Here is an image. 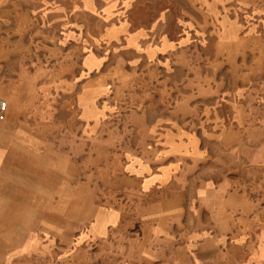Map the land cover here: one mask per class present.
Instances as JSON below:
<instances>
[{
    "label": "crops",
    "instance_id": "0c3cea01",
    "mask_svg": "<svg viewBox=\"0 0 264 264\" xmlns=\"http://www.w3.org/2000/svg\"><path fill=\"white\" fill-rule=\"evenodd\" d=\"M214 2L0 0V99L7 102L0 124L11 129L12 138L19 134L28 140L17 144L33 161L28 183H93L85 211L89 226L82 235L96 239L108 235L124 218V199L145 209L149 196L159 194L152 200L159 210L184 211L185 190L174 183H182L185 172L180 175L179 168L165 159L176 157L180 163L189 154L193 164L210 165V143L229 150L228 140H235L232 149L239 139L235 150L244 161L240 119L228 110L239 105L219 98L209 71H195L203 79L188 85L195 96L188 103L192 115L199 119V109L203 112L199 129L187 130L179 121L165 128L169 119L163 112L164 80L157 78L174 73L182 60L205 59L196 47L205 48L211 29L226 28L229 18V2ZM9 28L11 38L4 40V29ZM200 68L205 67L196 65ZM138 75L155 79L146 86L140 82L150 98L140 96L135 109L122 116L109 93L120 89L118 77ZM132 121L138 123V150L126 142ZM8 152L0 146V171L20 172L6 163ZM257 154L252 164L257 163ZM227 172L224 168L221 176L209 173L203 183L219 188L238 183ZM223 215L242 213L226 210ZM261 249L247 264H264ZM229 264L245 262L237 259Z\"/></svg>",
    "mask_w": 264,
    "mask_h": 264
},
{
    "label": "rangeland",
    "instance_id": "374dc122",
    "mask_svg": "<svg viewBox=\"0 0 264 264\" xmlns=\"http://www.w3.org/2000/svg\"><path fill=\"white\" fill-rule=\"evenodd\" d=\"M214 1L216 5L222 2ZM227 1V27L211 29L210 42L205 48L196 47L205 59L182 60L174 73L157 79L164 80L163 112L169 119L165 128L177 126L179 121L187 130L199 129L203 112L199 109V119L192 115L188 103L195 96L188 85L203 79L195 71H209L213 87L218 85L219 98L239 105L228 110L240 119L244 161L235 150L239 139L232 149L235 140H228L229 150L210 143V165L193 164L189 154L180 163L176 157L165 159L179 168L180 175L185 172L182 183H174L185 190V210H159L152 203L159 194L149 196L145 209L124 199L123 220L102 239L89 238L81 230L89 226L85 225V211L93 183H28L33 161L17 146L28 140L20 139L19 134L12 138L11 129L0 124V146L9 151L6 163L20 171H0V264H227L226 260L229 264L237 259L247 264L264 248V0ZM234 22H238L236 27ZM11 35L10 28L4 29V40ZM196 65L205 68L196 69ZM141 81L145 86L155 83L145 75L118 77L120 89L109 93V99L118 103L120 115H129L140 96L150 98L145 86L141 89ZM136 125L132 121L126 142L138 150ZM256 153L257 163L252 164ZM57 163L65 165L66 161ZM224 168L238 183H228L227 188L203 183L209 173L221 176ZM226 210L242 216L226 217Z\"/></svg>",
    "mask_w": 264,
    "mask_h": 264
},
{
    "label": "built area",
    "instance_id": "2783aa9c",
    "mask_svg": "<svg viewBox=\"0 0 264 264\" xmlns=\"http://www.w3.org/2000/svg\"><path fill=\"white\" fill-rule=\"evenodd\" d=\"M7 113V102L3 99H0V120H4L6 118Z\"/></svg>",
    "mask_w": 264,
    "mask_h": 264
}]
</instances>
